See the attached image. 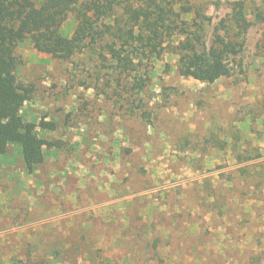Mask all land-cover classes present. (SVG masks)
<instances>
[{
    "label": "rangeland",
    "instance_id": "obj_1",
    "mask_svg": "<svg viewBox=\"0 0 264 264\" xmlns=\"http://www.w3.org/2000/svg\"><path fill=\"white\" fill-rule=\"evenodd\" d=\"M238 1L244 47L212 83L180 73L181 31L129 75L103 40L70 58L18 45L19 80L35 86L22 114L56 121L38 129L60 145L33 172L20 144L0 155V264H264V0L176 9L211 46L238 32ZM76 25L70 12L61 30Z\"/></svg>",
    "mask_w": 264,
    "mask_h": 264
},
{
    "label": "trees",
    "instance_id": "obj_2",
    "mask_svg": "<svg viewBox=\"0 0 264 264\" xmlns=\"http://www.w3.org/2000/svg\"><path fill=\"white\" fill-rule=\"evenodd\" d=\"M183 1L186 0H42L33 5L28 0H0V155L10 145L20 144L26 168L33 172L44 161L45 149L60 145L59 140L44 138L38 129L54 130L56 121L42 117L36 125L22 114L35 93V86L22 83L17 73L20 58L16 49L28 37L39 49L64 58L103 40V49L110 55L115 71L129 75L139 73L144 59L160 57L167 43L181 31L187 36L178 41L175 52L179 54L183 76L209 83L231 76L248 28L244 4L238 1L233 6L232 19L238 29L235 36L219 34L207 46L199 30H188L191 25L177 18L176 7ZM70 12L77 20L71 39L61 30ZM134 79L129 90L141 93L147 80L142 75Z\"/></svg>",
    "mask_w": 264,
    "mask_h": 264
}]
</instances>
